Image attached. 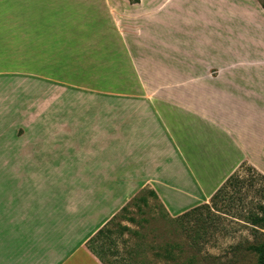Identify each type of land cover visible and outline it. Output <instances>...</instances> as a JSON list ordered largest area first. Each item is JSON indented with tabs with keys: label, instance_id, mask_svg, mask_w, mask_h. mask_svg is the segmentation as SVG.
Masks as SVG:
<instances>
[{
	"label": "crops",
	"instance_id": "0c3cea01",
	"mask_svg": "<svg viewBox=\"0 0 264 264\" xmlns=\"http://www.w3.org/2000/svg\"><path fill=\"white\" fill-rule=\"evenodd\" d=\"M0 1V138L22 84V163L76 149L69 178L112 207L74 240L0 189V264H103L87 241L142 189L178 215L264 173L263 0Z\"/></svg>",
	"mask_w": 264,
	"mask_h": 264
},
{
	"label": "rangeland",
	"instance_id": "374dc122",
	"mask_svg": "<svg viewBox=\"0 0 264 264\" xmlns=\"http://www.w3.org/2000/svg\"><path fill=\"white\" fill-rule=\"evenodd\" d=\"M11 94L14 95L9 109L11 126L0 138V157L9 158L8 164L0 162V174L8 173L9 178H0V189L10 191L11 203L41 206L43 219L51 217L55 221L59 236L80 240L112 207L106 206L104 194H83L96 181L69 178L70 168L65 162L81 155L76 149H73L75 157L70 150L67 153L63 149L52 153L48 150L47 163H22V132L27 127L18 124L14 113L16 108L22 109V84H16ZM33 138L32 133L26 135V139ZM151 193L142 189L123 206L126 210L122 207L105 222L111 220L108 229L112 232L116 231V225L130 230L113 232L109 240L98 245L104 253V264H256L257 255L248 247L264 241V230L254 227L249 220L259 206L264 207V173L244 165L217 200L211 202V197L204 200L188 216L181 215L194 207L174 215V209L169 213ZM141 197L145 204L135 201Z\"/></svg>",
	"mask_w": 264,
	"mask_h": 264
},
{
	"label": "trees",
	"instance_id": "16d2710c",
	"mask_svg": "<svg viewBox=\"0 0 264 264\" xmlns=\"http://www.w3.org/2000/svg\"><path fill=\"white\" fill-rule=\"evenodd\" d=\"M130 3H138L139 0H128ZM262 8L264 9V1L261 3ZM244 165H241L239 167V169H241ZM253 170V168H251ZM236 173V172H235ZM231 174L226 180L225 182L220 186V188L211 196L210 200L211 202H214L215 200H217L218 196L220 195V193L223 191V189L225 187H228L229 185H231V182L234 178V174ZM151 196L154 197L155 199H157L156 195L152 192ZM141 201L144 204L146 203L145 199L143 197L135 199V201ZM206 208H209L207 205H204ZM199 209V207H194L193 209H191V211H187L185 213H183L181 216H188L191 215L192 212H196ZM122 210H126L125 207L122 208ZM195 218H197L196 215H194ZM114 218V217H113ZM129 221L133 222V219H128ZM250 224H252L254 227L260 228L264 230V207L263 206H259L258 212L255 213L254 215H251L250 217ZM111 222V220L106 223L102 228H100L88 241H87V249L97 258L99 259V261L101 263H105L103 261L104 258V253L101 252V250L98 249V245H101L104 243V240H109L110 239V235L113 234V232H117V233H121L122 231H129L130 229L128 227L125 226H121V225H116V228L114 230L116 231H110L108 229V225ZM112 224V222L110 223ZM249 250L254 251L257 255V261L256 264H264V241L260 244L257 245H250L248 247Z\"/></svg>",
	"mask_w": 264,
	"mask_h": 264
}]
</instances>
